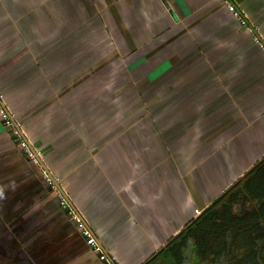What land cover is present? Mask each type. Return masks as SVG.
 <instances>
[{
	"label": "crops",
	"instance_id": "1",
	"mask_svg": "<svg viewBox=\"0 0 264 264\" xmlns=\"http://www.w3.org/2000/svg\"><path fill=\"white\" fill-rule=\"evenodd\" d=\"M225 1L0 0V264H105L58 195L114 264H165L264 157V0H230L252 32Z\"/></svg>",
	"mask_w": 264,
	"mask_h": 264
},
{
	"label": "trees",
	"instance_id": "2",
	"mask_svg": "<svg viewBox=\"0 0 264 264\" xmlns=\"http://www.w3.org/2000/svg\"><path fill=\"white\" fill-rule=\"evenodd\" d=\"M238 203L240 205L237 207V214L242 217L232 215L233 206ZM219 216L220 224L216 222ZM202 229L214 233L218 230H223L224 233L230 231L237 233L238 238L247 233L245 246L253 253L254 260L257 259L255 255L257 243H264V158L241 180L206 207L194 222L165 249L163 256L172 257V247L176 245L180 247L190 235L193 236ZM180 239L184 240L182 244L178 241Z\"/></svg>",
	"mask_w": 264,
	"mask_h": 264
},
{
	"label": "rangeland",
	"instance_id": "3",
	"mask_svg": "<svg viewBox=\"0 0 264 264\" xmlns=\"http://www.w3.org/2000/svg\"><path fill=\"white\" fill-rule=\"evenodd\" d=\"M262 144L263 143H256L255 146H258L259 148H261ZM255 152H257L258 154V151L253 150V154H255ZM257 161H255V163ZM190 221L188 223H190ZM215 234H216V237H215ZM208 236L211 240L212 239L215 240L219 245L216 246L215 243H209ZM237 237H238L237 233H232L230 231H226L225 233L222 232L220 234L209 232L208 235L206 234V231H205L204 238L202 239V242L200 243V245H205L204 246L205 249L203 248L201 250L202 253L198 257L197 256L194 257L195 259H194L193 264H264V247L260 246L261 242L257 243V245L260 247H258L255 250L256 251L255 255L257 256V259L254 260L253 253L250 251L249 248L245 246V243L241 242L240 239ZM178 241H180V244H182L184 240L180 239ZM185 245H186L185 242L183 245H180L179 250L186 251L185 250L186 248H184ZM206 246H209L210 248L219 247L222 253L218 257L217 255L218 251H216V253L211 251V250H216V249H211V250L209 249V252H207ZM163 260L165 261L166 264H174L173 258L169 255L164 256ZM188 261L191 262V259Z\"/></svg>",
	"mask_w": 264,
	"mask_h": 264
},
{
	"label": "built area",
	"instance_id": "4",
	"mask_svg": "<svg viewBox=\"0 0 264 264\" xmlns=\"http://www.w3.org/2000/svg\"><path fill=\"white\" fill-rule=\"evenodd\" d=\"M226 7L228 11L237 18L240 27L244 30H247L249 32L253 31V28L249 21L241 14V12L236 8L235 4L230 1L226 0ZM256 43H259V40L255 38ZM0 119L4 123V125L12 130V133L15 136H20L21 133L19 131V127L15 124L13 116L10 114V112L5 108V106L2 105V96L0 95ZM20 148L23 150V152L26 154V156L32 160L35 163H39L40 159V152L34 149L29 142L25 140H20L19 142ZM46 182L49 187L52 189H55L54 187L58 184V179L50 177L47 173L45 174ZM59 198V205L61 209L66 211L67 215L77 223L80 232L82 236L86 239V244L89 246V248L92 250V252L97 255L98 259L102 261L105 264H114L112 260L108 257V255L105 253V251L102 249L100 244L97 243L96 239L91 235L88 228L84 225V223L80 220L78 215L76 214V211L69 206L66 199L62 197L61 195H58Z\"/></svg>",
	"mask_w": 264,
	"mask_h": 264
},
{
	"label": "flooded vegetation",
	"instance_id": "5",
	"mask_svg": "<svg viewBox=\"0 0 264 264\" xmlns=\"http://www.w3.org/2000/svg\"><path fill=\"white\" fill-rule=\"evenodd\" d=\"M239 205L240 204L238 203V205H234L233 206V211H232L233 212L232 213L233 216H239L240 215V214H237L238 213L237 212V210H238L237 207H239ZM240 217H242V215H240ZM219 218H220V216L218 217V220L216 221L218 224L221 223V220ZM222 232H223V230L215 231V233H217V234L218 233L220 234ZM208 233L209 232L206 231V234L207 235H208ZM204 235H205V230L204 229H202L200 231H197V233H194L193 236L190 235L187 238V241L185 242L186 245H185L184 248H186L185 249L186 251L179 250L180 247H178V246L172 247L173 248V250H172V253H173L172 258H173L174 264H190V263L193 264L194 259H195L194 257L195 256L198 257L202 253L201 250L203 248L205 249V247H204L205 245H200V243L202 242V239L204 238ZM247 235H248L247 233H245L244 236L240 235L239 236L240 241L245 243V241H246L245 239L247 238ZM215 237H216V234H215ZM208 242L209 243H215L216 246L219 245L215 240H213V239L210 240V238L208 239ZM260 246L264 247V243L261 242V245ZM260 246H258V247H260ZM209 249L210 250L211 249H216V250H211V251H213L215 253H216V251H218L217 252L218 257L222 253L221 252V249L219 247L218 248H210L209 246H206V251L207 252H209ZM187 254H188V256H187ZM187 258H189V259H187ZM186 259H187V261H186ZM190 259H191V262L188 261Z\"/></svg>",
	"mask_w": 264,
	"mask_h": 264
},
{
	"label": "water",
	"instance_id": "6",
	"mask_svg": "<svg viewBox=\"0 0 264 264\" xmlns=\"http://www.w3.org/2000/svg\"><path fill=\"white\" fill-rule=\"evenodd\" d=\"M161 1H162L163 3H165V0H161ZM170 13H171V12H170ZM171 14H172V13H171ZM253 35L259 40V42H260V43L262 44V46L264 47V42L260 39V37H259V35L256 33V31H253ZM263 158H264V157H263ZM263 158L260 159V160H259L254 166H256L259 162H261V161L263 160ZM39 164H40V162H39ZM254 166H253V167H254ZM253 167H252V168H253ZM252 168H251V169H252ZM251 169H249V171H250ZM249 171H248V172H249ZM245 175H246V174L242 175V177H241L240 179H242ZM240 179H238V181H239ZM238 181H237V182H238ZM235 184H236V183H235ZM232 186H233V185H232ZM232 186H231V187H232ZM231 187H230V188H231ZM195 219H196V218H195ZM195 219H193L192 221H190V223H188V224L184 227L183 230L187 229V228H188V227L194 222ZM98 243H99V242H98Z\"/></svg>",
	"mask_w": 264,
	"mask_h": 264
}]
</instances>
